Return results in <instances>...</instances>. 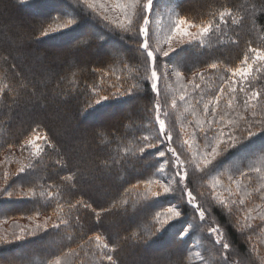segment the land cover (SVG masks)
I'll return each mask as SVG.
<instances>
[{
	"label": "trees",
	"instance_id": "1",
	"mask_svg": "<svg viewBox=\"0 0 264 264\" xmlns=\"http://www.w3.org/2000/svg\"><path fill=\"white\" fill-rule=\"evenodd\" d=\"M116 1L89 0L93 10L82 0H0V190L13 193L0 191V264H111L105 253L115 264H264V62L250 51H264V0H155L147 27L158 96L155 61L129 38L134 28L118 27ZM181 19L190 35L173 34ZM209 128L224 133L220 163L202 171L216 147ZM165 147L175 154L160 158ZM175 155L187 173L179 185L167 163L175 168ZM157 180L172 191L149 183ZM168 207L181 215L164 225Z\"/></svg>",
	"mask_w": 264,
	"mask_h": 264
},
{
	"label": "snow or ice",
	"instance_id": "2",
	"mask_svg": "<svg viewBox=\"0 0 264 264\" xmlns=\"http://www.w3.org/2000/svg\"><path fill=\"white\" fill-rule=\"evenodd\" d=\"M82 3H83V5L86 8L93 9V10L95 9V5L90 3L89 0H82ZM154 5H155V0H146V2H142V0H127V2L118 5L122 9V11L124 13V20L119 22L118 27L123 28L126 32H131L133 30V28H134L135 29V36L134 37H129V38L135 40L136 44L139 46V50H143V51L146 52V59L147 58H152L155 61V66H154V68H153V70L151 72V77H152V80L154 81L151 84V88H152L153 92L155 93V95L158 96L159 95V88H158L157 81L159 80V77L157 75V71H158V69L160 67V65H159V57L158 56H154L153 51L150 50L151 49V44H150V39L151 38L149 36V31H148V27H147V25L149 24L150 15L154 11ZM129 10H131V13H130ZM135 16H138L139 19L143 21V25L139 24L136 20L133 19V17H135ZM222 18H223V14H222ZM74 22H75L74 20L69 19L65 23L60 24L59 28H61V29L67 28L70 25H72ZM186 23H187L186 20L181 19L178 22V24L176 25V28H175L173 34L174 35H179V34L190 35V33L187 32L186 30H184V28L182 27ZM54 31H55V29H54ZM201 31L204 32V33H207L209 31V29L207 27H203L201 29ZM43 35H48V33L44 32ZM171 39H172V36L169 37V40H171ZM160 51L162 52L164 57H168L170 52L173 51V49L169 48L168 51H164L163 49H161ZM250 51L255 54L254 57H252L254 62H264V51L258 50L256 48H252V49H250ZM248 59L249 58L246 57L245 58V62H247ZM210 67L212 69H216L217 68V64L213 63V64L210 65ZM251 69H252V65L248 64L247 68L240 69L239 74L241 76H246L248 74V72L251 71ZM232 75L235 76L236 73L233 72ZM193 87L198 88L199 85L198 84L197 85H193ZM229 87H231V85H229ZM226 91H227V89L224 88V87H221L219 89V94L216 95V97H215L217 105L221 101L224 100V93ZM232 91L234 92L235 89H232ZM241 91H243V89H241ZM258 95L259 94L257 92L253 91L251 93L250 97L248 99H245V101H244L245 106L247 107L251 100H256ZM102 99L103 100H107L108 97H103ZM233 99H235V97L232 96L231 93H229V99L226 101V105H227L228 108L232 107ZM180 100L181 101L185 100V97L181 96ZM100 102L101 101H97V103H100ZM199 102L200 101H197V103H199ZM174 106H175V101H173V107ZM161 107H162V105L159 102H157L155 104V111L157 113L156 120L159 123V134H158L157 138H158L160 144L167 145V143L172 141V137L165 130V121L159 118V113H160ZM253 108H255V105H253ZM203 111L205 113H208L209 115H212L213 116V120L215 119V113H216V108L215 107L209 108V105L205 104ZM252 116H253V118L256 117V112L255 111H253ZM208 122H209V124H211L213 121H208ZM262 122H264V121H262ZM208 131L213 132V134L215 136V130L209 128ZM205 135L207 136V133H205ZM223 135H224V133L220 132L218 136H215L216 147H212V150H211V153H210V155L212 156V159L209 160V159L205 158L203 160L204 168L202 169V171L209 170V166H211V170H215L216 166L220 163V161H218L216 158H217V156L220 155V153L218 152L217 149H218V146L221 143H223V140L220 138V137H223ZM253 135H254V133L249 130L248 131V136L251 137ZM144 139L147 140V137H145ZM153 146L154 145H152V144L148 145V147H153ZM144 150H145L144 148H141V152H143ZM175 151L176 150L174 148L165 147V150L159 151L158 155H159L160 158H164L167 155L168 152H171V153L175 154ZM167 163L170 165L169 171H174L175 172V180H176L177 185H179L181 182H183L184 180L187 179V173L183 172V174H182V170L180 168V165L183 163V161L180 160L179 155H175V165H176L175 168L171 167V164H172V158L171 157H169V160L167 161ZM196 167L199 168L200 165L198 164V165H196ZM160 171L163 172L164 168L161 167ZM256 171H259V169H257ZM19 172L20 173H24L25 169L24 168H20ZM241 175H245V174L241 173ZM68 179H72V176L69 175ZM149 183L159 184L160 188L163 189V193L164 194H167V193L172 191V189L169 187V185L167 183H164V182H162L160 180L149 181ZM180 190L182 192H184L186 190V186H185V188H182ZM0 191H2L3 194H5L7 197H12V195H13V193L11 191H8L7 188H4V189H2ZM261 191H264V187L261 188ZM33 195H34V193H33ZM152 195L154 197H158V196L161 195V193L160 192H153ZM186 195L189 197L188 203H192V201L195 200V196H193V193L190 190L186 191ZM84 207L87 208V207H89V205L85 204ZM194 207L196 208V211H198L200 219L203 221L204 218H205V211L202 210L200 205H195ZM161 215L162 214L159 213V212L156 213L157 218H159ZM180 215H181V212L179 210H177V208L168 207L167 214L164 216V219L161 221V223L166 225V224L169 223L170 220H173L174 218L180 217ZM47 223H48V221H45V224H47ZM65 223H66V221H65ZM52 226L54 228H58L59 227L58 224H54ZM37 227H39V226H37ZM21 231L23 232L24 230L22 229ZM211 231L214 232V233H219V230L216 229V228H213ZM22 238H23L22 236H17L16 237L17 240L22 239ZM99 240H100V237L96 236V241L98 242ZM215 243L219 244L220 247H222L223 249H228L229 248V245L227 243H224L222 240H217V241H215ZM103 247L105 249H107L108 248V244H104ZM104 258L107 261L111 262V264H115V261L113 260V256L111 254L105 253L104 254ZM55 264H60V261L56 260ZM224 264H231L230 258L226 259L224 261Z\"/></svg>",
	"mask_w": 264,
	"mask_h": 264
},
{
	"label": "rangeland",
	"instance_id": "3",
	"mask_svg": "<svg viewBox=\"0 0 264 264\" xmlns=\"http://www.w3.org/2000/svg\"><path fill=\"white\" fill-rule=\"evenodd\" d=\"M123 3H125V0H117L115 4L118 6V5L123 4ZM115 4L112 3V2H109V6L111 7L112 10H116V9H117L116 6H115ZM118 7H119V6H118ZM119 8H120V7H119ZM120 9H121V8H120ZM117 10H118V9H117ZM111 12H112V11H111ZM170 36H172V34H171ZM110 47H112V49H113L114 51H116V49H117V47H116V46H113V45H111ZM257 147H258V146H257ZM257 147L254 148L253 150H250L249 152H247V153H245V154H242L241 157H238L236 160H238V159H240V158H241V160H242V158H243L244 156L253 155V154L258 153L259 150H260V148H257ZM237 162H238V161H237ZM237 162H236V163H237ZM195 204H197V203H195ZM215 234H217L219 238L222 236V235L219 234V233H215Z\"/></svg>",
	"mask_w": 264,
	"mask_h": 264
}]
</instances>
